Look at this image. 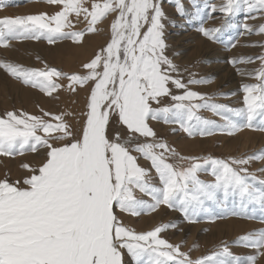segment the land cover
Here are the masks:
<instances>
[{
    "label": "snow or ice",
    "instance_id": "snow-or-ice-1",
    "mask_svg": "<svg viewBox=\"0 0 264 264\" xmlns=\"http://www.w3.org/2000/svg\"><path fill=\"white\" fill-rule=\"evenodd\" d=\"M43 2L56 11L0 18V48H9L12 41L41 38L49 44L65 39L81 43L86 32H96V25L113 15L110 39L83 64L85 74L0 62L8 76L48 96L62 87L54 78L68 80L73 91L76 86L89 91L80 132L64 115L23 111L0 115V156L43 150L38 166L21 164L27 172L22 181L7 176L0 180V264H128L126 256L132 264H258L264 257V229L231 244L223 242L211 254L193 259L192 249L184 252L182 245L161 236L176 223L138 233L123 223L116 209L141 216L166 208L179 212L187 223L228 217L264 223V179L257 176V172L264 175V167L249 170L252 162H264V150L230 158L184 157L158 138L150 125L151 121L179 124L190 137L217 132L233 136L244 129L264 132V55L256 58L261 61L254 76L258 83L243 86L244 106L233 109L212 103L216 97L189 87L214 78L184 81L167 54L163 0H97L90 7L88 0ZM174 3L180 16L200 21L197 30L213 43L223 42L218 35L222 29L202 26L207 9L229 18L224 29L233 27L232 19L241 13L264 18V0H225L219 7L205 3L203 8L192 0L195 15L185 11L181 0ZM5 6L8 0L0 3V8ZM72 17L76 23L81 17L87 21L86 32L71 31ZM256 34H264V25ZM245 62L254 61H230L233 66ZM201 110L211 111L224 123L202 117ZM140 138L143 141L135 142ZM140 159L149 161L151 169L142 167ZM137 191L149 199L138 198ZM233 246L251 253L236 255L230 250Z\"/></svg>",
    "mask_w": 264,
    "mask_h": 264
},
{
    "label": "rangeland",
    "instance_id": "rangeland-1",
    "mask_svg": "<svg viewBox=\"0 0 264 264\" xmlns=\"http://www.w3.org/2000/svg\"><path fill=\"white\" fill-rule=\"evenodd\" d=\"M3 0H0L2 3ZM97 0H88V6ZM103 2V0H99ZM198 5L203 8L205 3H212L218 7L225 3V0H197ZM185 11L195 15L196 6L192 0H181ZM35 7V8H33ZM163 10L166 13L165 39L169 45L168 56L181 69L185 82L190 78H214L211 83L203 85H189L191 90L197 91L207 96H214L216 99L212 103L224 104L233 109L243 107V86L246 84H256L254 79L256 70L261 67V61L257 57L264 55V34H256L259 26L264 25V18H246L244 13L238 14L232 19L233 27L224 29V24L229 19L222 13H211L207 9L208 17L203 22L206 29L221 28V42L213 43L204 38L197 30L200 25L199 20H190L188 17L180 16L175 7L174 0H163ZM39 10V11H38ZM28 11V12H27ZM56 9L40 0H8V6L0 8V18L5 16H17L47 12L53 14ZM217 18V19H216ZM75 27L71 31H85L88 27L87 21L80 18L76 23L72 17ZM113 15H109L96 25L97 31L85 34L81 43H74L71 39L58 40L54 44H49L47 40H18L12 41L7 49L0 48V62H11L19 64L25 68L45 69L55 68L66 75L85 74L83 64L89 62L95 54L106 46L110 39V24ZM220 19V20H219ZM176 26L173 27L172 25ZM253 29L249 33L244 25ZM69 31V29H65ZM234 44V47H229ZM179 53V55H176ZM251 58L254 62L237 63L235 66L230 63L232 60ZM211 61V63H206ZM187 69V71H185ZM56 83L62 87L48 96L38 89L25 86L21 82L14 80L0 69V115L6 111H23L30 115L43 116L44 112L52 115H64V119L73 124L77 132L86 119L88 88L76 86L73 91L69 88L68 80L55 79ZM173 92L179 94L175 88ZM168 104L172 101L168 100ZM204 118L214 120L223 124L224 121L211 111L201 110L199 113ZM49 122L55 123L50 117H43ZM150 125L155 130L157 137L166 141L177 153L184 157H206L230 158L251 155L264 150V132L244 129L233 136L220 134L217 132L212 136L195 137L188 136L179 124H166L164 122L151 121ZM116 125L115 128H119ZM42 135V133H40ZM144 138H140L141 142ZM43 150L40 153H26L16 157L0 156V180L5 176L10 181H22L27 175L21 164L27 163L33 167L38 166L42 159ZM136 155L135 153H133ZM142 167L151 169L150 162L140 159ZM264 167V162H252L249 170L256 172ZM155 177L154 171L151 173ZM258 179H264V175L257 172ZM210 179V177H208ZM158 184V180L154 179ZM136 196L141 199H149L138 191ZM116 214L123 223L136 232H146L154 229L160 224L170 222L178 226L170 228L161 233V236L172 244L182 245L181 250L189 252L193 259L211 254L223 242L231 244L239 237L255 230L264 229V223L257 220H246L236 217L218 219L214 223L208 219H202L198 223H187L182 215L176 211L162 208L152 214H142L132 216L121 213L116 209ZM195 246V247H194ZM233 253L246 256L251 253L250 249L242 246H233L230 249ZM128 264L131 260L126 256ZM258 264H264V257H261Z\"/></svg>",
    "mask_w": 264,
    "mask_h": 264
},
{
    "label": "bare ground",
    "instance_id": "bare-ground-1",
    "mask_svg": "<svg viewBox=\"0 0 264 264\" xmlns=\"http://www.w3.org/2000/svg\"><path fill=\"white\" fill-rule=\"evenodd\" d=\"M33 8H35V7H33ZM39 11V10H38ZM28 12V11H27ZM217 19V18H216ZM220 20V19H219Z\"/></svg>",
    "mask_w": 264,
    "mask_h": 264
}]
</instances>
